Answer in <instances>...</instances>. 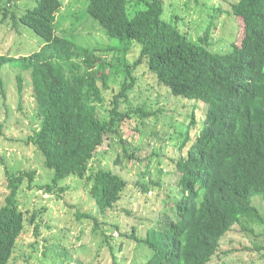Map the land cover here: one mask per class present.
<instances>
[{
    "label": "trees",
    "instance_id": "16d2710c",
    "mask_svg": "<svg viewBox=\"0 0 264 264\" xmlns=\"http://www.w3.org/2000/svg\"><path fill=\"white\" fill-rule=\"evenodd\" d=\"M14 1L0 0L3 21L11 19L14 26L31 29L45 44L21 57L0 54V81L6 66L31 74L40 127L28 142L54 172L51 183L41 190L51 193L68 178H87L100 212L115 208L126 180L105 168L93 172L90 165L108 141L123 146L126 159L144 161L128 153L123 125L141 119L135 126L141 132L145 120L159 119L164 113L147 108L152 95L132 107L130 94L140 79L137 70L146 66L143 75L150 74L175 97L203 105L204 116L200 123L195 114L188 116L186 130L180 133L184 140L176 146L180 156L171 159L180 192L173 205L178 221L163 215L146 237H137L135 228L122 235L153 252L145 264H210L222 239L244 218L253 215L264 226V216L252 203L254 196L264 194V0H217L209 16L211 24L197 41L185 32L186 24L181 29L163 18L164 0H84L85 10L75 17V25L93 18L107 37L118 41L109 45L60 36L62 0H33L37 5L22 14L13 10ZM223 15L242 21V37L240 42L232 39L227 51H213L216 21ZM132 48L139 50L133 63L128 59ZM68 70L78 74L73 77L70 72L69 77ZM21 73L17 79L22 98ZM116 76L123 78L121 87L113 89L108 99ZM198 126L193 138L191 129ZM3 129L0 124V135ZM35 174L7 171L9 193L0 207V264L11 263L28 226L38 235L37 215L29 217L19 200L22 186L26 181L32 186ZM152 185L160 187V180ZM138 186L144 194L150 192L149 185ZM78 217L93 218L82 213ZM104 238L109 242L110 237L104 234Z\"/></svg>",
    "mask_w": 264,
    "mask_h": 264
},
{
    "label": "rangeland",
    "instance_id": "374dc122",
    "mask_svg": "<svg viewBox=\"0 0 264 264\" xmlns=\"http://www.w3.org/2000/svg\"><path fill=\"white\" fill-rule=\"evenodd\" d=\"M62 1L64 5L58 18L65 33H59L60 36L74 38L84 44H118L117 40L107 37L89 16L82 24L75 25V17L85 10L84 0ZM216 1L164 0L163 18L176 23L181 29L187 25L185 32L190 39L197 41L211 24L209 16L213 15L212 5ZM229 1L234 3L238 0ZM35 2L15 0L13 10L22 14L27 9H33L37 5ZM177 17L185 22H177ZM242 25L241 20L223 15L216 21L211 49L227 51L232 39L240 42ZM44 44L45 41L31 29L21 24L16 27L11 19L3 21L0 15V54L21 57L38 52ZM138 51V48H132L128 58L131 63L138 57ZM143 70L147 71L146 66L137 70L140 79L130 94L132 107L142 104L146 95H152L147 108L154 112L164 109V113L159 119L145 120L147 126L141 132L135 130L138 122L143 121L141 119L135 118L123 125L128 153L144 160L142 163L126 159L125 148L117 142L108 141L99 148L90 165L93 172L105 168L119 174L127 182L115 208L104 214L91 196L92 182L87 178H68L51 193L41 190V186L51 183L54 172L46 168L42 154L28 142L34 129L40 127L31 74L28 71L21 73L11 66L4 67L0 81V124L4 126L0 135V158L3 160L0 165V207L9 193L7 171H34L32 186L25 182L19 200L20 209L29 217L35 213L39 224L38 235L34 227H27L10 264H115V261L118 264H145L153 252L122 234L129 235L135 228L137 237H146L148 230L158 224L163 215H170L178 221L173 205L175 207L180 198V192L176 187L178 176L171 159L180 156L176 146L184 140L180 138V133L186 130L188 116L195 114L200 123L204 107L175 97L164 86L160 87L150 74L143 75ZM70 72L66 71L68 76ZM20 73L24 79L22 98L17 79ZM85 73V68L81 69V74ZM77 74L72 73L73 77ZM122 81L121 76L112 79L111 90L106 93L108 99L112 98L113 89L121 87ZM198 131L199 126L191 129V136L194 138ZM137 144L140 149L136 148ZM118 158L119 165L116 163ZM159 180L160 187H154L152 184ZM142 183L151 188L147 194L138 186ZM62 188L64 190L60 191ZM252 203L264 216V194L254 196ZM79 213L90 214L94 219L80 220ZM253 219V215L244 218L242 225L236 226L222 239L221 249L210 264H264V226ZM117 226L120 229H115ZM253 227L255 230L251 229ZM104 234L110 237L109 242Z\"/></svg>",
    "mask_w": 264,
    "mask_h": 264
}]
</instances>
